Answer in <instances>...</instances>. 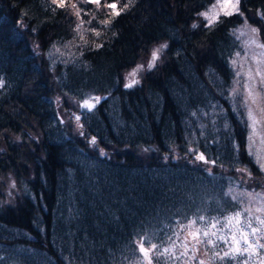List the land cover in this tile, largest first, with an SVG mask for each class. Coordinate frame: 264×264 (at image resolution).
<instances>
[{
  "label": "trees",
  "instance_id": "16d2710c",
  "mask_svg": "<svg viewBox=\"0 0 264 264\" xmlns=\"http://www.w3.org/2000/svg\"><path fill=\"white\" fill-rule=\"evenodd\" d=\"M214 1L0 0V264H148L141 237L152 264H264V210L249 199L264 171L231 66L244 16L264 43V0L209 27Z\"/></svg>",
  "mask_w": 264,
  "mask_h": 264
},
{
  "label": "rangeland",
  "instance_id": "374dc122",
  "mask_svg": "<svg viewBox=\"0 0 264 264\" xmlns=\"http://www.w3.org/2000/svg\"><path fill=\"white\" fill-rule=\"evenodd\" d=\"M234 2L235 0H231V3H225V0H216V5L214 3L211 6L212 8L210 7L209 15L215 19L219 12H221L220 15L226 11L231 12ZM214 5L215 7H213ZM236 7L239 11V3ZM253 28L256 29L246 18L238 27L237 34L244 50V58L240 62L241 65L235 67L232 91L235 92L241 87L247 118H249L248 114L251 110L252 117L255 120L253 124V119H249L250 145L251 152H253L261 166V162H264V82L261 81L260 76L256 75V71L259 69L264 72V47L260 46L262 44L257 38V33L252 32ZM143 71L144 66L141 67V73ZM250 89L251 95L249 94Z\"/></svg>",
  "mask_w": 264,
  "mask_h": 264
},
{
  "label": "snow or ice",
  "instance_id": "6c2138e0",
  "mask_svg": "<svg viewBox=\"0 0 264 264\" xmlns=\"http://www.w3.org/2000/svg\"><path fill=\"white\" fill-rule=\"evenodd\" d=\"M88 2L89 3H92V4H95L98 7L99 6H102L101 5V0H88ZM52 3L53 4H56L58 7H64L65 6L63 0H52ZM225 3H231V0H225ZM238 3H239V0H236V4H233L232 5L233 10L238 11V8L236 7V5ZM103 6H106V7L110 8V9H116L117 8V5L115 3H107L106 0H105V4ZM73 7H76V6L73 5ZM213 7H215V5ZM115 14L116 15H119L120 13H119V11H117ZM224 14L225 15H231L232 13L226 11ZM200 15H203L205 17V19L208 20V26L209 27L215 22L214 18L211 17L208 12L200 13ZM216 19H218V17ZM193 27H196V25H193ZM252 32L253 33H257L258 32V29L253 28L252 29ZM97 35H99V32H97ZM100 46L101 45H97V47H100ZM260 46L261 47H264V45H260ZM165 48H167V44H162V45H160L159 48L153 50L151 60L148 63V68L149 69H151V68H153L155 66V62L159 59V54ZM237 55H239V53H237ZM232 63L235 64V61H232ZM131 75H135V72H133ZM237 75H239V73H237ZM256 75L257 76H260L261 77V81L264 82V72H261L259 69H257ZM137 82L138 81H136V80H131L128 83L125 84V87H132L133 84H135ZM249 94L251 95V89L249 90ZM92 99H94L98 103L99 100H100V97H95V98H92ZM82 107H86L88 110H91L94 107V104L89 103L88 100H84L83 101V104H82ZM248 115H249V119H253V124H254L255 123V120L252 117L251 110H249V114ZM76 120L79 121L80 120V117L79 116H76ZM80 127H82V125ZM91 142L94 144L95 143V140L93 139ZM102 154H103V152H102ZM195 159L196 160L203 161L205 163H208L209 162L207 160V158L204 156L203 153L197 154L195 156ZM211 163L215 164L216 162L215 161H212ZM261 169L264 170V162H261ZM242 216H243V213L238 211V212H236L234 214V216L227 218V223H231L233 220H235L236 224L240 225L241 224V217ZM198 219L200 221H204L205 220V218L203 216L199 217ZM196 222H197L196 220H193V221H191V224H196ZM218 223H220V221L214 220L211 223L210 227L215 229V228H217V224ZM260 223L261 224H264V221H260ZM247 227L248 228H251V233L250 234H255V233H257L259 231V229L255 228V227H252L250 220H249V223L247 224ZM237 231L243 232L244 231V226L241 225V227L238 228ZM199 233H200V229L197 228L196 231L194 233H192L193 239H197L198 236H199ZM203 235L205 237H208L209 236V232L208 231H204L203 232ZM212 235H216V233L213 232ZM145 239H147V237H141L139 239V242H138L139 252L140 253H143L144 258H146L148 260V264H152V257L149 255V252L152 251V250H154V249H156L157 248V245L151 244V247L148 248V249H146L144 247V241H145ZM220 239H223V237H220ZM232 239L235 240L236 243H239L240 242L239 240L236 239L235 236H233ZM243 239H244V243L247 244V247L244 248L243 251H248V249L253 248V244L247 240V236H243ZM208 243L209 244H213V245L215 244V242L212 241L211 239L208 240ZM164 251L167 252L168 250L165 249ZM235 251L240 252L241 249L237 248ZM227 256H229V253L228 252H225L224 253V257H227ZM221 258L223 259V257H221ZM200 264H204V262L201 261ZM245 264H246V262H245Z\"/></svg>",
  "mask_w": 264,
  "mask_h": 264
}]
</instances>
